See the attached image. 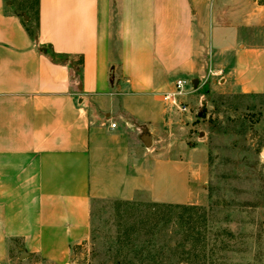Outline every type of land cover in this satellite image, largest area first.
I'll return each mask as SVG.
<instances>
[{"label": "crops", "instance_id": "1", "mask_svg": "<svg viewBox=\"0 0 264 264\" xmlns=\"http://www.w3.org/2000/svg\"><path fill=\"white\" fill-rule=\"evenodd\" d=\"M36 1L28 19L0 0V260L59 264L90 240L94 199L171 203L173 170H205L155 80L205 61L222 90L264 93V3Z\"/></svg>", "mask_w": 264, "mask_h": 264}, {"label": "rangeland", "instance_id": "2", "mask_svg": "<svg viewBox=\"0 0 264 264\" xmlns=\"http://www.w3.org/2000/svg\"><path fill=\"white\" fill-rule=\"evenodd\" d=\"M18 1L28 19L37 17L36 0ZM192 67L155 80V92L161 97L177 78L190 83L185 100L191 112L163 103L174 117L176 139L186 131L179 142L205 153V161L201 153L194 159L205 170H173L174 184L165 189L171 203L147 196L94 199L90 240L59 264H264V93L224 91L208 62ZM178 153L190 158L181 145ZM0 264L52 263L15 253Z\"/></svg>", "mask_w": 264, "mask_h": 264}, {"label": "built area", "instance_id": "3", "mask_svg": "<svg viewBox=\"0 0 264 264\" xmlns=\"http://www.w3.org/2000/svg\"><path fill=\"white\" fill-rule=\"evenodd\" d=\"M213 75H222V71L212 72ZM190 84L187 79L177 78L174 82V87L172 90L164 91L161 94V100L170 108L176 109L180 112H191L192 107L185 100V94L187 85ZM112 128L117 127V123L113 122L111 124Z\"/></svg>", "mask_w": 264, "mask_h": 264}, {"label": "water", "instance_id": "4", "mask_svg": "<svg viewBox=\"0 0 264 264\" xmlns=\"http://www.w3.org/2000/svg\"><path fill=\"white\" fill-rule=\"evenodd\" d=\"M22 256H27V254H23Z\"/></svg>", "mask_w": 264, "mask_h": 264}]
</instances>
